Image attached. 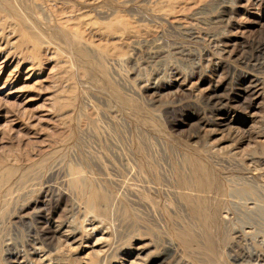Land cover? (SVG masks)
<instances>
[{
    "label": "rangeland",
    "instance_id": "rangeland-1",
    "mask_svg": "<svg viewBox=\"0 0 264 264\" xmlns=\"http://www.w3.org/2000/svg\"><path fill=\"white\" fill-rule=\"evenodd\" d=\"M0 264H264V0H0Z\"/></svg>",
    "mask_w": 264,
    "mask_h": 264
},
{
    "label": "bare ground",
    "instance_id": "bare-ground-1",
    "mask_svg": "<svg viewBox=\"0 0 264 264\" xmlns=\"http://www.w3.org/2000/svg\"><path fill=\"white\" fill-rule=\"evenodd\" d=\"M159 41H160V38H158V37H156L154 40H152V42H153V45L155 46V47H160V43H159ZM177 72H178V70H176ZM174 74H175V72H174ZM175 75H177V74H175ZM182 78V77H181ZM177 82H181V81H179L180 80V78L177 76L176 77V79H175ZM176 82V83H177ZM183 82V81H182ZM73 179H72V182H78V181H80V180H83V178H82V176H81V174H79L78 172H76V170H75V172H74V174H73V177H72ZM85 182V181H84ZM83 184V183H82ZM86 184V183H85ZM80 185V184H79ZM91 186V184H89V187ZM79 187V186H78ZM92 187V186H91ZM83 188V187H82ZM86 189V188H85ZM82 190H84V189H82ZM89 190V189H88ZM202 190V189H201ZM101 191H103V190H101ZM85 192V191H84ZM104 192V191H103ZM88 193V192H87ZM110 193V192H109ZM105 195H106V193H105ZM110 195V194H109ZM195 195V194H194ZM99 196V194L98 193H95L94 194V192L91 194V197L88 199V202H89V204H90V208H91V210L93 209L94 211L96 210V208H97V206H98V204L99 203H101V202H103L104 203V205L106 206V208H108L109 206H108V204H109V200L107 199V198H105V197H103V199H102V197H98ZM98 197V198H97ZM195 197H197V199H198V195L197 196H195ZM110 198V197H109ZM99 199H102V200H99ZM116 199V198H115ZM189 201H194V200H192V199H188ZM111 202V201H110ZM115 203V202H114ZM113 203V204H114ZM89 206V205H88ZM104 206V207H105ZM107 211H106V213L104 214L107 218H110V216L112 217V215L113 214H111V212H110V210H108V209H106ZM112 210H113V208H112ZM114 213V212H113ZM201 214V213H200ZM202 216V215H201ZM209 220V219H208ZM214 223V222H213ZM212 223V224H213ZM218 223V222H217ZM213 226V225H212ZM214 227V226H213ZM225 229V228H224ZM213 231V230H212ZM181 237L182 238H184V244L186 245V247H190L191 246V241H190V238L187 236V235H185V234H182L181 235ZM104 246H103V248L104 249H102L101 250V254L104 256V254H106L108 251H109V249H110V246H112V244H111V241L109 242L107 239H104ZM212 245V244H211ZM170 248L171 247H173V245H172V242L171 243H169V245H168ZM213 246V245H212ZM240 257V256H239ZM242 257V256H241ZM233 259H235L236 261H238L239 260V258H236V256L233 258Z\"/></svg>",
    "mask_w": 264,
    "mask_h": 264
}]
</instances>
